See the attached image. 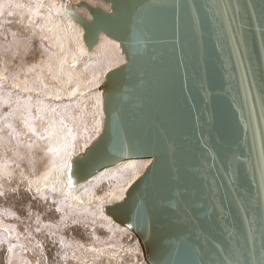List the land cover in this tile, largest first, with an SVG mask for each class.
Listing matches in <instances>:
<instances>
[{
    "label": "water",
    "instance_id": "95a60500",
    "mask_svg": "<svg viewBox=\"0 0 264 264\" xmlns=\"http://www.w3.org/2000/svg\"><path fill=\"white\" fill-rule=\"evenodd\" d=\"M81 0L125 61L102 83L103 127L70 156L68 184L151 160L104 205L147 264H264V0ZM137 264V263H134Z\"/></svg>",
    "mask_w": 264,
    "mask_h": 264
},
{
    "label": "rangeland",
    "instance_id": "374dc122",
    "mask_svg": "<svg viewBox=\"0 0 264 264\" xmlns=\"http://www.w3.org/2000/svg\"><path fill=\"white\" fill-rule=\"evenodd\" d=\"M14 1L18 2V0H13V2ZM58 1L62 2L63 7L65 6L64 8L68 10L72 8L71 6L76 5L81 0ZM86 1H89L90 3L92 2L91 4L93 5L98 4L105 9L110 7V5L105 3L103 0ZM7 4L8 0H0V71L3 70V73L0 72V143L2 146L9 144V147H7V149L0 147V152H3L5 155H8L11 159H13L11 164L16 163L14 176L17 174L16 180L24 181L29 176V173L32 172V170L33 172L39 169L42 170L49 164H52L53 161V154H49L48 151V132L44 128V125L41 124V121L39 123L37 109L36 106H34L36 105V101H40V104L42 103L44 110H47L48 108L50 110H54L55 108V110H63L64 108L66 109V107H72L68 110H72V114L80 116L82 111V106L80 104L83 102V100H85L84 103L88 101L87 104L91 105L90 108H93V104L96 106L99 104L92 98V93L97 94L96 89L99 90L100 86H95V88L91 87L88 89V93L86 95L89 98L86 96L87 98L85 97V99L77 100L79 98H71L76 93L65 94L62 90H60L61 86L59 83H56V79L54 77H50L47 79V84L54 86L55 89H59V92L61 91V94L58 95L59 98L57 96L53 97L51 95L49 97H43L40 95L38 100L37 95V97L35 96L36 98H33V94L25 96L22 92H20L24 97L22 99L21 94H18L19 91L17 90L19 89L15 83L20 79H24L22 77L28 76L29 83L31 84V82H33V77L35 76L34 66L39 61H44V58L52 53V49L51 45H49L46 39V29L40 25L41 23H38L36 26H30L28 22L29 16L27 10H17L14 7L6 6ZM82 11L88 15V18L91 17L89 10L84 8ZM10 13L13 15H10ZM68 17L72 18L73 20L72 16ZM120 52V55H114V60L112 59V61L110 60L111 62L104 64L103 69L107 66L108 67L106 69H111L124 62L125 60L123 57V52L121 50ZM121 58L123 59L121 60ZM101 94H103V92H101ZM76 96L80 97L81 95L76 94ZM69 97L71 99H69ZM89 100H91V103ZM21 103H24V108L27 107L25 108V111L21 110ZM73 103H76L74 107L71 105ZM77 110L79 111L77 112ZM64 111L66 112V110ZM18 113L20 115H18ZM91 113V115H94L95 110L92 109ZM24 114H26V118L30 122L32 121L31 123H33V126H28L27 122L24 120ZM21 116L22 118H20ZM15 122H18V124ZM36 126H38V128H35ZM32 128L34 130H32ZM101 130L102 127L97 134L88 138L89 142L87 145L91 143V141L100 133ZM29 132L32 133L30 134ZM9 150L14 155H12ZM25 165H30L28 172ZM18 172H21V174ZM22 174H24V176L21 179L19 176L22 177ZM14 176L12 178H14ZM13 180L7 182L5 185V192H2L3 195L0 196L3 197V199L0 200V222H3L2 225L0 224V264H19L22 262L21 259L23 257L32 258L33 256H36L35 258H37L39 261L40 259L38 258V255L32 252L40 251L41 249L47 250L49 252V255L52 257L50 259L51 264H56L54 251L57 252L58 256H60L59 253L62 252L61 255L64 254L63 257H65L67 256V249H69L72 259L75 260L73 264H80V261H83V257L82 253H80L81 251L78 249L84 251L91 247L93 252H95L94 250H100L102 252L104 251L102 248L104 249L105 247H110V244L114 247H119L120 244H128L129 248L133 250L129 255H119L118 251H116L119 259L118 262L120 264H128L129 262L133 260L135 261V259L138 260L140 258L143 260L144 264H147L143 258L142 248L138 238L126 226L121 225L122 227H119L118 225H111L105 221H98V219L92 214H89V212L73 208L64 197L58 198L54 191L38 195L36 192L34 193L31 191L32 198H28L27 193L22 190H29L27 182H24L23 185H21L22 183H18L15 179ZM25 181H27V179ZM1 184L3 185L2 179H0V185ZM24 185L25 187L23 188L22 186ZM99 189L102 192L106 189L104 181L102 180L99 183ZM114 200L115 199L112 198L108 201ZM33 206H37L38 208ZM41 213L43 215L46 214V218L44 219L49 217L51 221L49 225L41 224L38 221L37 214ZM54 219H56V222ZM52 223L53 225H51ZM9 224H11V226H9ZM3 225L6 226L3 227ZM13 226H15V228ZM37 228H41L40 231H36ZM7 230L9 231V234ZM97 230H100V233H97ZM22 236L27 238V240L23 239ZM28 238L34 240L32 241L30 239V242L28 241ZM61 240H63V243H61ZM32 243H35V245H32ZM37 244L41 245L37 246ZM12 245L15 247L13 248L12 252L9 253L8 248ZM111 253H115V250H113ZM98 259L100 261H98ZM101 260L109 261L103 256H95V258H92V260L88 261L86 264H93V262L95 264L105 263L101 262Z\"/></svg>",
    "mask_w": 264,
    "mask_h": 264
},
{
    "label": "bare ground",
    "instance_id": "6f19581e",
    "mask_svg": "<svg viewBox=\"0 0 264 264\" xmlns=\"http://www.w3.org/2000/svg\"><path fill=\"white\" fill-rule=\"evenodd\" d=\"M15 3H22L25 5L23 10L28 11V16H29L28 22L30 26L32 25L36 26L38 23H41L40 25H42L46 29V33H47L46 39L49 45H51V49H52V53L47 57H45L44 61L41 62L39 61L34 66L35 76L33 77V82H31V84L29 83L28 76L22 77L24 79H20L18 80V82L15 83L17 88L19 89L17 90L19 91L18 94L20 92H22L25 96L33 94V98H36L38 96V100L40 95H42L43 97L45 96L49 97L50 95L53 97L55 96L58 97V95L61 94L60 93L61 91L59 92V89H55L54 86H50L47 84V79L50 77H54L56 79V83H59V85L61 86L60 90H62L65 94L76 93L77 95L78 94L81 95L80 97H78L76 96V94H74L71 97V98L73 97L79 98L77 100L85 99L89 88L91 87L95 88V86H100L99 90L96 89L97 94L92 93V98L95 100V102L97 101L99 104L96 106L92 103L93 108H90L91 105L87 104L88 101L84 103L85 100H83V102L80 104L82 106L81 115L76 116L71 113L72 110H68L71 109L72 107L71 108L66 107V109L64 108L63 110L62 109L55 110L56 109L55 108L54 109L55 111L50 110L49 108H48L49 110L48 109L44 110L42 103L40 104V101L39 102L36 101V105L34 106H36L37 109L39 123L41 121V124L44 125V128L48 132V137H47L48 145L49 147L58 146L60 148L59 156L55 164L53 163L49 164L42 170L39 169L37 171H34L35 173L32 170V172H30L29 176L26 178L27 181H25L26 179L24 181H19L16 180L17 174L14 176V169L16 167V163L11 164V161L13 159H11L8 155H5L3 152H0V175H1L0 179L3 180V185L2 184L0 185V196L3 195L2 192H5V187H6L5 185L7 184V182L8 181L10 182L13 179H15L18 183H22L21 185H23L24 182H27L29 186V190L28 191L25 189L22 190L27 193L28 198H32L31 191H33L34 193L36 192L37 195L50 193L54 191V193L58 196V198L64 197L69 202V204H71L73 208H77L89 212V214H92L94 217H96L98 221L101 220L111 225H118L119 227L126 226L127 228H129L127 225L122 224L116 221L114 218H112L105 211L104 205L105 203L108 202V200L112 198H114L115 200H119L117 199V197L122 198L125 195L129 185L138 177V175L142 173V171L145 169L147 164L150 162L151 160L150 156L128 157V158L120 159L115 163L100 168L97 172L89 176L87 179L75 185H70L67 183L65 178L66 169L61 167L65 159H70L69 154L72 155V154H77L80 151H84L86 148L85 145H87L89 142L88 138H90V136L93 137L95 134L99 132L101 127H103L102 119L104 116V110L102 106L103 94H101V92H103L102 83L105 79L106 72L110 70V69H106L108 66L103 69V65L108 62H111L112 59L114 58V55H118L119 53H121L120 50L123 52L119 40L108 36L104 32H101L98 42L94 45V47L91 50H89L84 41V27L82 23L77 21L75 19V16L68 12L69 9L66 10L64 8L65 6L63 7L62 2H59L58 0H18V2ZM84 8L86 7L78 5V3L76 5H73V9L80 12L82 15L87 17V19L89 20L92 19V14L91 17L88 18V15L85 14L84 11H82ZM86 9L88 10V8ZM106 9H109V7H107ZM68 16H72L73 20ZM123 57L125 60L124 52H123ZM122 59L123 58H121V60ZM0 72L3 73V70ZM23 94H21L22 99L24 98ZM71 98L69 97V99ZM90 101L91 100H89V102ZM75 104L73 103L71 105L74 107ZM21 105H22L21 110L25 111V108L27 107L24 108V103H21ZM92 109L95 110L94 115H91ZM64 110H66V112ZM78 111L79 110H77V112ZM18 115L20 114L18 113ZM20 118H22V116ZM24 120L27 122L28 126L29 125L33 126V123H31L32 121L30 122L26 118V114H24ZM15 123L18 124V122ZM35 128H38V126H36ZM0 147L3 149H7V147H9V144L2 146V144L0 143ZM9 152L12 155H14L10 150ZM25 166L27 167V172H28L30 165H25ZM18 173L21 174V172ZM13 176L14 178H12ZM23 176L24 174H22V177L19 176V178L22 179ZM45 177H47V179H45ZM101 180L104 181V185L106 186V189L103 192L99 189V183ZM22 187L24 188L25 185ZM2 199L3 197H0V200ZM33 207L38 208L37 206H33ZM44 218H46V214L45 215H43L42 213L37 214V219L41 224L49 225L51 222L49 217H47V219ZM54 221L56 222V219H54ZM2 223L0 222L1 225ZM53 223L51 225H53ZM5 226L3 225V227ZM9 226H11V224H9ZM15 226L13 227L15 228ZM130 230L135 234V232L132 229ZM97 233H100V230H97ZM136 237L138 238L137 235ZM23 239L27 240V238L24 237ZM28 239H29L28 241H30L31 238ZM31 240L33 241L34 239ZM32 245H35V243L34 244L32 243ZM40 245L41 244H37V246ZM78 250L81 251L80 253H82V257H83V261L81 260L80 264H84V262L86 264L88 261L92 260V258H95V256L98 257L103 256L104 258L109 260V261L101 260V262H105L101 264H109V263L120 264L118 262L119 259H118V255L116 254V251H118L119 255L120 254L129 255L133 251L132 249L129 248L128 244H120L119 247H114L111 246L110 244V247L108 246L105 247L104 249L102 248V250H104L102 252L100 250H94L95 252H93L91 247L87 248L84 251L81 249ZM113 250H115V253H111ZM32 253L37 254L40 260L38 261V259L35 258L36 256H33L32 258L23 257L21 259L22 262H20L19 264H51L50 259L52 257L51 255H49V252L47 250L41 249L40 251H33ZM61 253L62 252H60L59 253L60 256H58L57 252L54 251L56 264L74 263L75 260L72 259V255L69 249H67V256L63 257L64 254L61 255ZM142 253H143V249H142ZM25 256H26V252H25ZM143 258L145 260L144 254H143ZM98 261L100 260L98 259ZM134 263L144 264L141 258L138 260L135 259V261L133 260L128 264H134ZM93 264L95 263L93 262Z\"/></svg>",
    "mask_w": 264,
    "mask_h": 264
},
{
    "label": "snow or ice",
    "instance_id": "6c2138e0",
    "mask_svg": "<svg viewBox=\"0 0 264 264\" xmlns=\"http://www.w3.org/2000/svg\"><path fill=\"white\" fill-rule=\"evenodd\" d=\"M6 6L14 7V8L17 9V10L24 9V7H25L24 4H22V3H14L13 0H8V4H7ZM10 15H13V14L10 13ZM33 130H34V129H33ZM85 147H87V145H85ZM48 151H49L50 153H53V161H52V163L55 164V163H56V159H57L58 156H59L60 148H59L58 146H56V147L50 146V147L48 148ZM69 156H71V154H69ZM72 163H73V162L71 161V159H65V160L63 161L61 167H63V168L66 169V170H70L71 167H72ZM45 179H47V177H45ZM53 190H55V189H53ZM14 191H15V190H14ZM120 198H121V197H117V199H120ZM36 231H40V229L37 228ZM61 243H63V240H61ZM14 247H15L14 245L9 246V248H8V252L11 253Z\"/></svg>",
    "mask_w": 264,
    "mask_h": 264
}]
</instances>
